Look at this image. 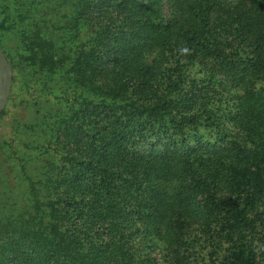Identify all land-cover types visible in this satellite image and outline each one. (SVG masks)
<instances>
[{"label": "trees", "instance_id": "1", "mask_svg": "<svg viewBox=\"0 0 264 264\" xmlns=\"http://www.w3.org/2000/svg\"><path fill=\"white\" fill-rule=\"evenodd\" d=\"M23 2L75 97L37 120L56 158L0 264H264V0Z\"/></svg>", "mask_w": 264, "mask_h": 264}, {"label": "rangeland", "instance_id": "2", "mask_svg": "<svg viewBox=\"0 0 264 264\" xmlns=\"http://www.w3.org/2000/svg\"><path fill=\"white\" fill-rule=\"evenodd\" d=\"M22 3L23 0H0V50L11 68L10 95L0 113V238L9 223L17 222L31 213L33 201L24 174L40 188L46 161L53 162L56 158L51 150L42 147L43 136L36 127L37 120L46 112L66 111L75 97L70 90L62 94V86L66 84L63 73L67 71L69 62H65L54 74L29 62V53H26L24 46L25 37L34 28L29 22L14 21L24 10ZM58 9L62 16H68L71 12L68 5ZM47 16L50 19L51 13L48 12ZM55 20L59 21L60 29L57 30L59 32L50 31V37L56 47L68 53L67 47L71 42L67 46L61 40L67 36L62 35L67 18L58 16ZM48 29L52 30V27ZM84 37L81 32L79 38L82 42H86ZM192 72L195 76L201 75L197 67ZM2 241L0 239V244Z\"/></svg>", "mask_w": 264, "mask_h": 264}, {"label": "water", "instance_id": "3", "mask_svg": "<svg viewBox=\"0 0 264 264\" xmlns=\"http://www.w3.org/2000/svg\"><path fill=\"white\" fill-rule=\"evenodd\" d=\"M11 90V68L0 50V113L6 106Z\"/></svg>", "mask_w": 264, "mask_h": 264}, {"label": "clouds", "instance_id": "4", "mask_svg": "<svg viewBox=\"0 0 264 264\" xmlns=\"http://www.w3.org/2000/svg\"><path fill=\"white\" fill-rule=\"evenodd\" d=\"M185 52H187L188 50L187 49H184Z\"/></svg>", "mask_w": 264, "mask_h": 264}]
</instances>
